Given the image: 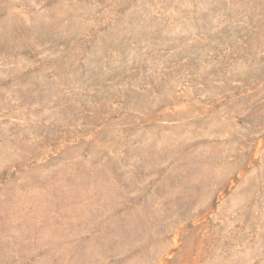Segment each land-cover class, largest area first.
<instances>
[{"label":"rangeland","instance_id":"374dc122","mask_svg":"<svg viewBox=\"0 0 264 264\" xmlns=\"http://www.w3.org/2000/svg\"><path fill=\"white\" fill-rule=\"evenodd\" d=\"M0 264H264V0H0Z\"/></svg>","mask_w":264,"mask_h":264}]
</instances>
